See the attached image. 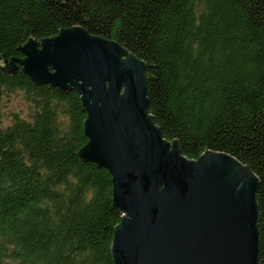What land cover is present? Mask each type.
<instances>
[{
  "label": "trees",
  "instance_id": "16d2710c",
  "mask_svg": "<svg viewBox=\"0 0 264 264\" xmlns=\"http://www.w3.org/2000/svg\"><path fill=\"white\" fill-rule=\"evenodd\" d=\"M72 25L145 61L149 112L186 157L206 148L251 166L264 264V0H0V264H113L122 211L109 170L76 152L87 141L80 94L11 60L28 36ZM16 90L30 110L4 125Z\"/></svg>",
  "mask_w": 264,
  "mask_h": 264
},
{
  "label": "water",
  "instance_id": "95a60500",
  "mask_svg": "<svg viewBox=\"0 0 264 264\" xmlns=\"http://www.w3.org/2000/svg\"><path fill=\"white\" fill-rule=\"evenodd\" d=\"M16 48L23 56L11 60L35 83L80 94L87 141L76 152L109 170L122 211L113 264H259L258 175L224 151L188 158L162 135L148 109L143 59L81 25L28 36Z\"/></svg>",
  "mask_w": 264,
  "mask_h": 264
},
{
  "label": "rangeland",
  "instance_id": "374dc122",
  "mask_svg": "<svg viewBox=\"0 0 264 264\" xmlns=\"http://www.w3.org/2000/svg\"><path fill=\"white\" fill-rule=\"evenodd\" d=\"M4 65L5 62H2ZM30 110L29 103L24 98L21 90H16L4 95L2 103V123L8 124L11 120L12 113H18L20 116L26 117Z\"/></svg>",
  "mask_w": 264,
  "mask_h": 264
}]
</instances>
